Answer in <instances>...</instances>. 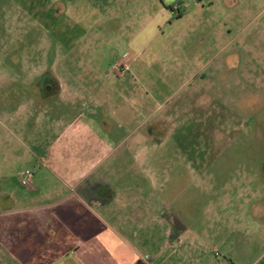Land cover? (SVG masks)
Returning <instances> with one entry per match:
<instances>
[{"label":"rangeland","instance_id":"1","mask_svg":"<svg viewBox=\"0 0 264 264\" xmlns=\"http://www.w3.org/2000/svg\"><path fill=\"white\" fill-rule=\"evenodd\" d=\"M177 32L181 36L173 38ZM261 48L264 0H0V143L17 154L24 142L37 149L35 136L47 145L51 131L34 117L32 136L21 134L22 102L41 94L53 102L57 79L81 86L135 79L142 83L141 119L149 117L151 124L164 111L181 114L161 125L175 131L166 146L172 163L165 174L186 184L191 215L197 204L199 210L211 204L206 197L219 191L220 172L231 177V190L244 183L229 161L264 158ZM45 81L52 90L41 92ZM27 163L0 159V191H25L19 175ZM199 193L209 196L198 199Z\"/></svg>","mask_w":264,"mask_h":264},{"label":"crops","instance_id":"2","mask_svg":"<svg viewBox=\"0 0 264 264\" xmlns=\"http://www.w3.org/2000/svg\"><path fill=\"white\" fill-rule=\"evenodd\" d=\"M39 83L41 92L52 90ZM80 83L57 79L53 102L43 94L22 102L21 134L32 136L34 117L51 131L47 145L35 136L40 146L22 140L17 154L0 143V159L19 157L34 170L24 192L0 191V264H264V158L229 161L244 183L231 190V177L220 172L219 191L197 197L209 196L211 204H197L190 215L186 184L165 174L175 131L164 126L181 114L141 119L142 83L135 79ZM4 173L0 167V182ZM165 214L184 225L175 239Z\"/></svg>","mask_w":264,"mask_h":264},{"label":"trees","instance_id":"3","mask_svg":"<svg viewBox=\"0 0 264 264\" xmlns=\"http://www.w3.org/2000/svg\"><path fill=\"white\" fill-rule=\"evenodd\" d=\"M164 216L172 222V229L169 237L170 239H175L184 230V225L174 214H165Z\"/></svg>","mask_w":264,"mask_h":264},{"label":"built area","instance_id":"4","mask_svg":"<svg viewBox=\"0 0 264 264\" xmlns=\"http://www.w3.org/2000/svg\"><path fill=\"white\" fill-rule=\"evenodd\" d=\"M33 174H34V170L32 168H27L20 173L19 181L21 182V184L28 186L30 185Z\"/></svg>","mask_w":264,"mask_h":264}]
</instances>
